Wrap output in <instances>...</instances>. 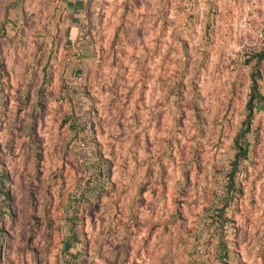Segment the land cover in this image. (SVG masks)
<instances>
[{"label":"rangeland","instance_id":"obj_1","mask_svg":"<svg viewBox=\"0 0 264 264\" xmlns=\"http://www.w3.org/2000/svg\"><path fill=\"white\" fill-rule=\"evenodd\" d=\"M75 1L0 0V264H264V0Z\"/></svg>","mask_w":264,"mask_h":264},{"label":"trees","instance_id":"obj_2","mask_svg":"<svg viewBox=\"0 0 264 264\" xmlns=\"http://www.w3.org/2000/svg\"><path fill=\"white\" fill-rule=\"evenodd\" d=\"M69 28H67V30L66 31H69L68 30ZM70 30H72V32L73 33H76L77 31L76 30H74V29H70ZM260 58H263L264 57V52L263 53H260ZM1 68V67H0ZM2 74V70L0 69V75ZM76 77V76H75ZM75 77L71 80V81H67V90H71V91H73L74 93H80V92H82L79 88L78 89H76L75 87H74V85L75 84H77V82H76V80H75ZM0 80L3 82V81H5L6 79H4L3 80V78L1 79L0 78ZM255 81V80H254ZM71 84V85H70ZM253 89H255V84L253 85ZM262 98H263V96L260 94V93H257V94H253L252 96H250V98L248 99V101H247V108H248V110L249 111H252V109H253V107H254V105L256 104V102L257 101H260V100H262ZM78 121H79V123H80V126H81V128H82V130L83 131H85V127H84V125L82 124V122H81V119H80V116L78 117ZM91 128H92V124H91ZM78 136L79 137H81L82 139H84L87 143L89 142V139H90V133H87V131H85V133H84V135H79L78 134ZM78 136H77V138H78ZM243 153L244 152V148L242 147V146H238V153Z\"/></svg>","mask_w":264,"mask_h":264},{"label":"crops","instance_id":"obj_3","mask_svg":"<svg viewBox=\"0 0 264 264\" xmlns=\"http://www.w3.org/2000/svg\"><path fill=\"white\" fill-rule=\"evenodd\" d=\"M4 5H7V8H6V19H8V26L6 27L7 29H10V27H13L17 24L20 23V21L22 20V11L20 10V6L23 2V0H2ZM58 1V0H56ZM69 1V2H68ZM60 2H62V0H60ZM67 3H69V5H73L75 3H77V1L75 0H67ZM74 6V5H73ZM71 7L72 9H75L74 7ZM75 10H78V9H75ZM17 14V18L18 20L15 22V20H12V22L9 20L12 19L13 17L11 15H16ZM69 29H74L76 31H78L77 27H75L74 25L70 24V26H68ZM12 29V28H11ZM15 31L13 30V33Z\"/></svg>","mask_w":264,"mask_h":264},{"label":"built area","instance_id":"obj_4","mask_svg":"<svg viewBox=\"0 0 264 264\" xmlns=\"http://www.w3.org/2000/svg\"><path fill=\"white\" fill-rule=\"evenodd\" d=\"M79 76L75 77L76 82L78 83L79 81ZM71 85V84H70ZM81 122L85 127V131H87V133L92 132L91 131V121H90V116L88 115V117H83L80 116ZM77 145H78V150L84 155V157L86 158L87 156L90 155V148L89 145L87 144V142L82 139L81 137L78 136L77 138Z\"/></svg>","mask_w":264,"mask_h":264}]
</instances>
